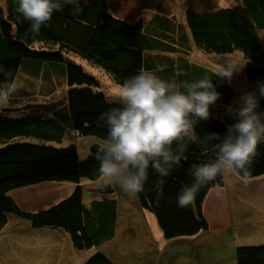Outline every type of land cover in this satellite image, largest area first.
I'll use <instances>...</instances> for the list:
<instances>
[{"label": "trees", "instance_id": "obj_1", "mask_svg": "<svg viewBox=\"0 0 264 264\" xmlns=\"http://www.w3.org/2000/svg\"><path fill=\"white\" fill-rule=\"evenodd\" d=\"M16 7L17 0H0V64L19 61L15 68H2L0 75L15 71L14 78L19 80L22 76L43 79L48 87L42 90V97L57 85L65 84L67 90L65 100L41 101L34 89L22 85L10 99L15 105L0 110V231L13 213L34 227L64 231L79 250L100 246L114 237L120 211L118 198L110 195L113 186L93 189L96 194L89 193L85 201L80 184L82 178L100 177L99 143H91L82 152L72 138H107L108 127L99 118L118 105L106 102L99 79L77 63L78 58L101 68L118 85L141 70L154 71L165 80L212 78L221 95L210 106L209 119L195 126L197 141L187 142L181 165L173 166L167 177L149 167L144 191L136 196L138 206L154 215L166 239L208 229L203 204L212 188L224 185L225 174L201 187L194 203L186 208L178 207L177 197L193 183L190 167L216 157L219 141L211 139V134L223 138L227 125L235 122L227 108L236 106V89L232 82L214 75L233 56L226 55L240 52L247 62V81L264 82V40L259 32L264 30V0H235L227 7L207 10L188 7L181 21L175 15L159 13L128 21L111 14L106 0H80L79 7L64 5L54 12L39 34L29 30L31 22ZM193 48L225 57L213 56L214 65L200 64L190 59ZM157 66L162 71H156ZM257 96V111L264 112V97L259 92ZM21 103L27 106L23 108ZM30 136L43 142L17 139ZM250 173L249 179L264 175V142L258 144ZM161 178L163 194L158 197L156 183ZM48 181H68L75 186L64 199L37 210L23 209L9 194L15 188ZM113 257L98 251L82 264H115ZM235 264H264V244L236 246Z\"/></svg>", "mask_w": 264, "mask_h": 264}, {"label": "rangeland", "instance_id": "obj_2", "mask_svg": "<svg viewBox=\"0 0 264 264\" xmlns=\"http://www.w3.org/2000/svg\"><path fill=\"white\" fill-rule=\"evenodd\" d=\"M106 2L111 14L128 21L140 16L148 19L154 13L175 15L176 19L181 21L185 8L216 9L232 5L235 0H106ZM259 32L264 40V30ZM239 53L227 54L228 57L233 55L227 62L235 60L244 64ZM212 55L220 59L225 57V55ZM213 56L193 48L190 59L200 64L207 62L214 65ZM75 61L99 79L101 91L104 93L115 91L120 86L113 82L105 71L102 72L101 68L91 67L84 59L78 58ZM18 62L0 64L2 66L0 70L4 67L15 68ZM6 68L3 73L7 72ZM11 75L14 78L15 71L13 73L11 71ZM3 76L6 75H0V82L5 80ZM247 79L244 67L232 77L231 82L237 92L235 104L245 92L258 93V84H264V82L250 83ZM30 80L22 76L19 83L21 86L28 85L27 88L34 89V95H37L39 100L46 98V100H65L67 90L65 84L57 85L47 97H42V90L48 87L47 83L43 79ZM28 81L34 82L33 85H29ZM14 105L15 103L9 100L6 105L0 106V110ZM19 105L23 108L27 106L23 103ZM17 139L35 143L43 142L34 136ZM72 140L82 152L91 143L102 141L94 136H74ZM68 142L64 141L63 144ZM2 145L3 142L0 141V146ZM231 173L234 174V172ZM100 183V177L97 180L81 179L80 184L83 186L85 201L90 197L89 193L96 194L93 189H98ZM241 183L246 189L238 187L237 192H233L235 191L232 189L233 185L228 182L224 190L229 192V195L223 193V189L218 186L208 192L203 211L209 228L193 236L166 239L154 215L143 210L146 213L143 216L144 212L138 208L136 197L130 198L118 185H113V191L110 193L111 197L119 200L120 216L114 237L100 246H92L89 249L74 248L68 234L60 229L34 227L26 219L9 213L8 222L0 231V263L82 264L99 251L110 257L114 256L112 259L115 264H235L236 246L264 244V176L249 179L247 184L242 181ZM74 186L75 183L68 181H48L15 188L9 194L23 209L37 210L64 199L73 191ZM243 200L250 201L251 209L247 212L242 210L246 208ZM232 201L236 203L230 206L228 203ZM238 206L241 211L240 209L233 211Z\"/></svg>", "mask_w": 264, "mask_h": 264}, {"label": "clouds", "instance_id": "obj_3", "mask_svg": "<svg viewBox=\"0 0 264 264\" xmlns=\"http://www.w3.org/2000/svg\"><path fill=\"white\" fill-rule=\"evenodd\" d=\"M64 5L79 7L80 0H17L16 11L31 22L29 30L39 34L41 26H46L53 13ZM246 63L230 60L214 75L230 84L234 73ZM156 71L162 68L157 66ZM20 87L18 77L6 74L0 82V106L6 105ZM258 92L264 97V84H258ZM220 95L208 76L192 82L165 80L150 70H141L115 91L105 93L106 102L118 106L99 118L108 127L107 138L99 142L96 153L100 187L118 185L130 198H135L144 191L149 167L160 177H167L173 166L181 165L187 142L197 141L195 126L209 119L210 106ZM258 108L259 99L254 91L245 92L235 107L228 106L235 122L227 125L223 138L219 133L211 134V139L219 141L216 157L190 167L194 180L178 195V207L193 204L201 187L228 172H236L245 184L249 182L250 165L258 144L264 142V112L257 111ZM162 178L156 183L158 197L163 194Z\"/></svg>", "mask_w": 264, "mask_h": 264}, {"label": "crops", "instance_id": "obj_4", "mask_svg": "<svg viewBox=\"0 0 264 264\" xmlns=\"http://www.w3.org/2000/svg\"><path fill=\"white\" fill-rule=\"evenodd\" d=\"M227 175H228V177H227ZM264 176V175H263ZM263 176H261V177H263ZM259 178V177H258ZM251 179H255V178H251ZM228 182H230V183H232V189L233 190H235V191H233V192H237V189L236 188H244L243 186H242V183H241V180L237 177V176H235L234 174H232L231 172H228V174H225V179H224V185L223 186H220V188H222L223 190H222V192L223 193H227L228 195H229V192H225V186H226V184L228 183ZM244 189H246V188H244ZM239 190H242V189H239ZM239 194V193H238ZM208 195V194H207ZM206 199H207V196H206V198H205V201H206ZM242 199H243V197H242ZM225 200V202L227 203V200L226 199H224ZM235 201H237V200H235ZM231 202V203H228L230 206H232L233 205V203H236V202ZM244 201V200H243ZM245 202V205H246V208H243L242 210H246V212L249 210V209H251L250 208V205H249V203H250V201L248 200V201H244ZM205 203V202H204ZM138 208L140 209V210H144V211H146L145 209H142V208H140L139 206H138ZM240 209V207L238 206L237 208H235V209H233V211H238ZM143 211V212H144ZM240 211H241V209H240ZM144 215L143 216H145L146 215V213L144 212L143 213ZM244 216H247V215H244ZM249 216V215H248ZM243 217V216H242ZM145 219H147V217L145 218Z\"/></svg>", "mask_w": 264, "mask_h": 264}]
</instances>
